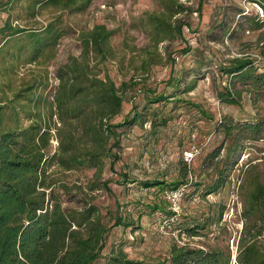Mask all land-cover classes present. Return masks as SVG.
<instances>
[{
    "label": "rangeland",
    "instance_id": "374dc122",
    "mask_svg": "<svg viewBox=\"0 0 264 264\" xmlns=\"http://www.w3.org/2000/svg\"><path fill=\"white\" fill-rule=\"evenodd\" d=\"M262 38L264 0H0V162L9 148L40 159L53 208L82 221L98 209L92 264L120 248L172 263L180 246L235 264L240 185L250 165L264 173V124L251 125L264 86L222 67L248 56L263 72ZM182 186L176 211L165 190Z\"/></svg>",
    "mask_w": 264,
    "mask_h": 264
},
{
    "label": "trees",
    "instance_id": "16d2710c",
    "mask_svg": "<svg viewBox=\"0 0 264 264\" xmlns=\"http://www.w3.org/2000/svg\"><path fill=\"white\" fill-rule=\"evenodd\" d=\"M222 70L230 73L234 80L252 82L255 88L264 86V71L256 72L254 61L248 56L234 57ZM226 88L219 94L220 98L234 99ZM263 124L251 123L252 128L258 129ZM223 126L230 128L231 133L235 128H242L227 120ZM119 144V137L114 136L108 154H114L113 150ZM102 153L95 151L93 155L100 156ZM8 154L10 156L0 162V264H92L106 231L98 209L92 205L84 212V218H87L82 221L68 215L60 204L53 208L55 197L51 199L52 189L47 191L50 187L49 184L45 185L47 175L45 170L42 174L44 165L41 166L40 159L30 160L22 152L13 154L11 148ZM229 155L227 160L231 157ZM114 164L115 159L112 160V169ZM142 184L145 187L165 186L164 181L157 179L144 180ZM240 189L244 195L241 213L243 227L238 239L235 264H264V173L257 164L248 167ZM221 215L216 223L221 222ZM57 244L67 250H47ZM223 255L180 246L173 251L172 263L164 264H230L229 257ZM112 257L116 264H144L143 261L128 258L122 248L114 251Z\"/></svg>",
    "mask_w": 264,
    "mask_h": 264
},
{
    "label": "built area",
    "instance_id": "2783aa9c",
    "mask_svg": "<svg viewBox=\"0 0 264 264\" xmlns=\"http://www.w3.org/2000/svg\"><path fill=\"white\" fill-rule=\"evenodd\" d=\"M193 155H194V151H191L189 153V156H193ZM184 188H185V186L175 188V189L165 190V196L167 199H169L172 202L175 210L178 207L177 205H179L178 204L179 200L181 199V197L184 194V190H185Z\"/></svg>",
    "mask_w": 264,
    "mask_h": 264
}]
</instances>
